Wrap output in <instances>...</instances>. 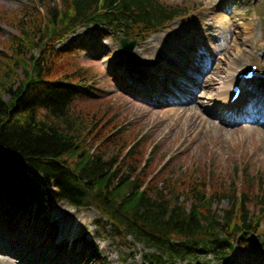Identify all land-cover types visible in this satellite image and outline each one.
Masks as SVG:
<instances>
[{
	"label": "trees",
	"instance_id": "trees-1",
	"mask_svg": "<svg viewBox=\"0 0 264 264\" xmlns=\"http://www.w3.org/2000/svg\"><path fill=\"white\" fill-rule=\"evenodd\" d=\"M59 2L49 16L18 11V34L0 52V221L42 214L47 201L77 210L93 208L114 235L143 247L144 264H176L207 255L224 261L236 238L263 234L264 191H241L238 196L233 188L227 194L215 192L212 201L226 197L230 202L221 214L211 210L202 184L190 178L164 174L144 186L149 177L139 145L111 125L114 113L108 107L103 112L79 107L96 95L92 82L83 67L66 60V68L60 64L74 50L54 45L88 26L141 39L192 12L161 0ZM22 63L28 69L19 80L16 72ZM122 144L130 146L123 155L118 150ZM180 195L189 206L177 201ZM248 203L259 214L251 215Z\"/></svg>",
	"mask_w": 264,
	"mask_h": 264
},
{
	"label": "rangeland",
	"instance_id": "rangeland-1",
	"mask_svg": "<svg viewBox=\"0 0 264 264\" xmlns=\"http://www.w3.org/2000/svg\"><path fill=\"white\" fill-rule=\"evenodd\" d=\"M59 1L31 0L34 5H30V0H0V52L4 50V45L8 46L9 39L18 34L17 28L20 21L19 15H16L18 11L28 9L33 13L49 16L50 8H58L61 3ZM161 1L173 6L183 5L186 10L192 12L190 13L192 15L178 17L163 30L137 39L135 48L129 54L121 51L118 40L120 35L108 28L94 26L79 28L65 40L49 42H55L57 49L62 48L67 50L66 52L74 49L76 53L64 55L67 59L62 58L63 61L60 64L66 68L67 62L64 64L66 60L70 66L83 67L82 72L92 82L91 92L97 97L84 100L81 102L84 104L79 107L102 112L108 107L111 114L114 113L111 125L121 128L120 134L124 135V138L127 140L132 138L139 145L142 162L145 163L146 177H149L146 178L144 186L150 178L153 179L154 176L161 178L164 174H168L172 179L190 178L192 182L201 183L204 187V198L206 200L210 198L211 210L219 209L223 214L226 209H229L230 202L225 199L226 197L219 199L215 197L212 201L215 192L227 194L233 188L238 196L241 191H250V195L264 191V123L254 122L258 118L260 122L263 117L256 113L255 120H249V122L242 119L239 121L228 119L230 117L226 115L228 117L226 123L220 124L223 131L218 132L211 126L207 131H204L202 125L198 127L196 113H199V118L208 117L212 122L219 124L217 116L213 113L215 114L214 110L216 112L220 110L217 104L218 99L221 98V92L230 89L236 79V70H245L251 64L258 66L257 74L250 81L257 86L253 91L250 82L246 86L243 83V94L251 97L257 93L258 88L264 87V0ZM8 13L10 19L3 16H8ZM38 25L40 26V22ZM41 25L43 28L42 18ZM45 35L47 36V32ZM207 35L211 36L214 45H209ZM155 48L161 57H165L168 53H184L191 57H200L195 58V64L188 57L185 61L179 60L177 65L172 66L180 73V76L175 79L182 77L189 82L188 84L185 83L186 85L182 87H178L179 84L175 85V79L169 74L167 68L158 66L150 57V53L154 52ZM29 54L35 53L28 52V56L24 57L26 64ZM146 59L155 70L154 73L153 71L145 72L143 78H129L135 73L134 71L127 76L114 72L112 68L118 60H121L128 68V66H134L136 60L143 62ZM188 61L189 64H187ZM208 62L211 64L206 67L205 63ZM24 63L19 65L16 72L19 80L24 77L28 69ZM181 65L183 66L180 67ZM187 67L197 75L187 73L185 71ZM204 69L207 71L202 73ZM205 74L207 77L202 78L201 76ZM209 78L214 80L213 89L205 90L199 87L194 91L197 83H204ZM180 79L178 82H181ZM151 81L159 86V91L153 89ZM161 84L162 87H160ZM145 87L148 93L143 94L142 90ZM175 88L179 91L175 92ZM193 91L195 99L186 105L197 107L192 116L178 114L179 112L173 109L177 105L166 100L167 96L189 97ZM263 99L253 105L255 110H264ZM252 102L245 105L246 110L251 108ZM237 115L243 114L237 113ZM194 124L197 125L198 133L193 139H189L186 129L188 125ZM129 147L122 144L118 150H122L123 155ZM28 172L33 178L40 179L33 170ZM186 198L180 195L177 201L185 204ZM185 205L189 206L190 202ZM246 207L248 211L254 213V205L248 203ZM60 210L73 215L74 229L69 231L64 228L69 225L60 223L57 214ZM42 215L47 218L46 223L34 220L33 214H29L28 218L26 215L16 218L4 217L0 221V244L3 245L1 233L6 231L3 226H9L14 221V227L22 226V231H26L25 235L34 247L40 244L39 247L48 246L58 249L55 245L59 238L66 239L64 244L60 245L63 248L58 250V254L64 258L63 262H69V264H75L82 259V244L78 242L82 235L87 241V246L88 243L91 244V241L95 242L96 238H103L97 240L104 245L103 248L100 246V248L91 249L95 252L92 264H144L143 247L130 237L114 235L106 220L101 218L93 208L77 210L65 202L47 201ZM261 216L264 217V212H261ZM83 223L86 225V232L81 233L80 228L76 226ZM52 234L55 238L49 245L48 238L52 237ZM70 240L77 241L74 247L70 246ZM108 246L111 250L106 252ZM53 253L56 255L54 249ZM234 262L264 264V233L253 234L246 240L236 238L225 262H220L213 256H202L192 261H178L176 264H232Z\"/></svg>",
	"mask_w": 264,
	"mask_h": 264
},
{
	"label": "bare ground",
	"instance_id": "bare-ground-1",
	"mask_svg": "<svg viewBox=\"0 0 264 264\" xmlns=\"http://www.w3.org/2000/svg\"><path fill=\"white\" fill-rule=\"evenodd\" d=\"M207 38L209 40V45H214L212 43V38L211 36L207 35ZM207 40V39H206ZM197 43V42H196ZM198 46H200V44H196ZM213 49V47H212ZM176 50V49H175ZM154 52L150 53V57L153 58V60H155V63H157L158 66H163L165 68H167L169 74L174 77V79L178 76H180L179 72L176 70H174L175 67H172L173 64L177 65L179 63V60L181 61H185V59L188 57H190V59H192L193 64H195V58L199 59L200 57L196 56H192L191 55H185L183 54H177V53H168L166 54L165 57H161V55L159 54L158 50L155 48L153 49ZM149 57V56H148ZM213 55L211 56L212 59ZM190 62L188 61L187 64H189ZM210 62L205 63L206 67L210 66ZM128 66V65H127ZM157 66V67H158ZM183 65H181L180 67H182ZM195 66V65H194ZM113 71L119 74H123V75H127L134 71L135 75L133 74L132 76H130L129 78L132 77H137V78H143L145 77L144 73L145 72H149V71H153L154 70L151 67V64H148V60L146 59L143 62H139L136 60L135 65L130 67L128 66V68L121 62V60L116 61V63L114 64ZM177 68H179L177 66ZM189 67L186 68V72L192 74L193 76H196L197 73H194L193 71H190V69H188ZM232 68V67H230ZM205 71H207V69H204V71L202 73H204ZM238 70H236L237 73ZM203 77H207V75L205 74L201 76ZM178 79H175V85L179 84L178 87H182L185 86V83H189L188 81L182 79L181 77V82H178ZM140 80V79H139ZM235 82H233L234 84ZM253 82H250L249 84H251V88L254 91L256 88V84H252ZM152 87L155 91H159V86L152 82ZM231 84V86L233 85ZM163 85L161 84L160 87H162ZM214 86V80L209 78L207 79L206 82L198 84L197 86H194V91L197 88H203L205 90H211L213 89ZM230 86V88H231ZM175 92L179 91L177 88L174 89ZM194 91L191 94V96H185V95H176V96H170V97H166V100H169L170 102L175 103V105H177V107H174L173 109L175 110V112H179L178 114H185L186 117L187 116H192V113H195V108L193 105L192 106H186L188 103L192 102L195 98H194ZM143 94L148 93L147 87L143 88L142 90ZM221 98L218 99V108L220 109L219 112L215 111V114L213 113V115L217 116V120L219 122V124H216L214 122H212L208 117H200L199 118V113H196V119L198 120V127L200 125H202L204 131H207L210 126L212 128H214L216 131L218 132H222L223 129L220 126V124H224L228 119H232V120H240L242 119L243 121H249L252 120L254 121L256 118V113H258V115H260L261 117H263V119L259 122L258 118L256 121L254 122H258V124H262L264 123V110H255L253 108V105H255L258 101L262 100V98H264V87H260L257 89V93H255V95L253 96H249L244 94V96L242 98H240L241 101H237L239 103V106H237V104H229L230 101V97L232 96V93L230 91V89L227 91H223L221 92ZM192 97V98H190ZM264 100V99H263ZM250 101H253L251 103V108H249V110H246L245 105L250 103ZM237 111V112H236ZM237 113H242L243 115L238 116ZM228 117H227V116ZM237 115V116H236ZM250 122V121H249ZM196 124H194L193 126L188 125V128L186 129V134L189 137V139H193V137H195L198 133V131H196ZM57 214L59 215V221L61 224H65V225H69V226H64V228H67L69 231L74 229L75 226H72L73 224V215L66 212V211H58ZM34 220L36 221H40L42 223H46L47 222V218L45 216H43L41 213H37L34 216ZM85 224H79L76 227H79L81 230V233L86 232V228H85ZM6 231L2 234L1 237V241H3V245L0 244V264H69V262H63L64 258H61V256H57L53 253L51 248H44V249H40L39 246L34 247L33 244L28 240V238L26 237V231H22V226L15 228L13 226V223L11 224V226H6L5 227ZM101 239V238H96L95 242L91 241V244L88 243L87 246V241L83 238V236H81L78 240L81 242L82 244V254L81 257L82 259L80 261H76L77 263L75 264H88L85 263L86 261L90 262L89 264H92L95 258V252L91 251V249L93 248H100V246L103 248L104 245L101 243H98L97 240ZM103 239V238H102ZM101 239V240H102ZM94 240V239H93ZM26 249V250H25ZM111 249L107 248L106 252L110 251ZM60 255V254H58ZM93 257V258H92ZM17 260V262L15 261ZM86 260V261H85ZM232 264H236L235 262Z\"/></svg>",
	"mask_w": 264,
	"mask_h": 264
},
{
	"label": "water",
	"instance_id": "water-1",
	"mask_svg": "<svg viewBox=\"0 0 264 264\" xmlns=\"http://www.w3.org/2000/svg\"><path fill=\"white\" fill-rule=\"evenodd\" d=\"M121 44H122V48H123V51L128 53L132 50V48L134 47V42L128 44V45H125V40H122L121 41Z\"/></svg>",
	"mask_w": 264,
	"mask_h": 264
}]
</instances>
